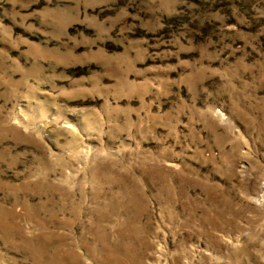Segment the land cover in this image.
Returning <instances> with one entry per match:
<instances>
[{
    "label": "rangeland",
    "instance_id": "1",
    "mask_svg": "<svg viewBox=\"0 0 264 264\" xmlns=\"http://www.w3.org/2000/svg\"><path fill=\"white\" fill-rule=\"evenodd\" d=\"M41 260L264 264V0H0V264Z\"/></svg>",
    "mask_w": 264,
    "mask_h": 264
},
{
    "label": "bare ground",
    "instance_id": "2",
    "mask_svg": "<svg viewBox=\"0 0 264 264\" xmlns=\"http://www.w3.org/2000/svg\"><path fill=\"white\" fill-rule=\"evenodd\" d=\"M56 259H57V257H55L54 260H56ZM40 262H41V263H39V264H45V263L48 264V263H47L46 261H44V260H41Z\"/></svg>",
    "mask_w": 264,
    "mask_h": 264
}]
</instances>
